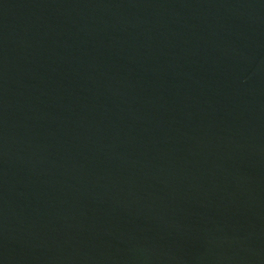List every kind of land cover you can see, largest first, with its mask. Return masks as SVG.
<instances>
[{
	"label": "water",
	"instance_id": "1",
	"mask_svg": "<svg viewBox=\"0 0 264 264\" xmlns=\"http://www.w3.org/2000/svg\"><path fill=\"white\" fill-rule=\"evenodd\" d=\"M0 264H264V0H0Z\"/></svg>",
	"mask_w": 264,
	"mask_h": 264
}]
</instances>
